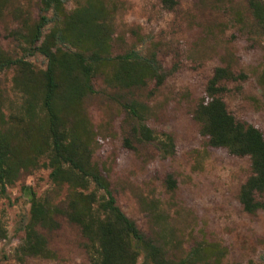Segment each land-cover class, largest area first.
<instances>
[{"label":"trees","instance_id":"trees-1","mask_svg":"<svg viewBox=\"0 0 264 264\" xmlns=\"http://www.w3.org/2000/svg\"><path fill=\"white\" fill-rule=\"evenodd\" d=\"M12 3L0 0V19L8 14L19 24L8 36L22 54L12 55L0 46V74L13 72L10 91L0 83V194L41 168L50 170L52 183L40 196L31 193L29 218L14 251L18 264L27 258L57 259L46 233L61 227L59 217L80 229L89 264H221L226 249L207 239L177 255L184 246L160 199L139 201L151 227L149 235L144 233L118 206L110 181L93 161L104 137V126L94 124L87 106L99 94L98 78L113 90L106 93L132 123V138L157 142L163 154H174L173 136L162 132V140L156 135L147 123L149 108L133 98L149 82L162 86L171 73L158 59V43L137 28L122 30L121 1L78 0L67 10L66 0H38L35 15ZM162 4L170 11L178 6L176 0ZM248 11L254 27L264 34V0H248ZM127 34L132 37L129 44ZM35 54L45 58V69L28 60ZM243 78L230 66L217 67L197 101L193 120L207 147L249 158L251 175L241 185L238 200L254 215L264 212V200L258 199L264 194V134L237 120L222 97L227 92L224 82ZM123 144L133 148L129 138ZM165 186L170 193L177 190L172 174ZM6 237L0 217V239Z\"/></svg>","mask_w":264,"mask_h":264},{"label":"rangeland","instance_id":"rangeland-1","mask_svg":"<svg viewBox=\"0 0 264 264\" xmlns=\"http://www.w3.org/2000/svg\"><path fill=\"white\" fill-rule=\"evenodd\" d=\"M77 1L66 0L67 10L75 8ZM116 1L125 3L119 15L122 30L137 28L142 35L151 36L158 43L160 63L171 72L162 86L149 82L133 98L149 108L148 126L162 140V132L170 133L175 146L173 155H165L157 142L133 139L132 123L106 93L113 90L102 79L95 80L99 94L87 106L94 124L104 126V137L93 161L110 181L118 206L149 235L150 222L139 201L143 197L160 199L184 246L177 255L207 239L226 249L221 264H264V212L248 214L238 200L241 185L251 175L250 160L207 147L193 120L194 108L214 70L230 66L244 78L223 83L227 109L264 134V34L254 27L248 0H176L174 11L165 9L162 0ZM37 3L13 0L12 4L35 15ZM236 11L241 14H234ZM18 26L8 14L0 19V46L15 56L22 52L8 33ZM126 39L128 44L132 42L130 34ZM119 50L116 44L115 52ZM28 60L37 69L46 68L40 54ZM12 76L11 70L0 74L5 90H11ZM125 138L133 148L124 146ZM168 174L177 181L175 193L165 186ZM49 175L50 170L38 169L22 176L5 195L0 194V217L7 230V237L0 239V264H18L14 251L29 218L31 193L40 196L49 190ZM258 199L264 200V194ZM59 221L58 230L46 233L57 259L27 258L24 264H89L80 229L63 217Z\"/></svg>","mask_w":264,"mask_h":264}]
</instances>
